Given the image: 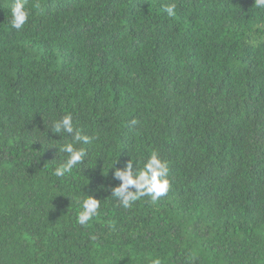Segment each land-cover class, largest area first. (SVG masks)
Listing matches in <instances>:
<instances>
[{
	"label": "trees",
	"instance_id": "obj_1",
	"mask_svg": "<svg viewBox=\"0 0 264 264\" xmlns=\"http://www.w3.org/2000/svg\"><path fill=\"white\" fill-rule=\"evenodd\" d=\"M14 2L0 0V264H264V8L24 0L16 29ZM65 115L92 139L57 133ZM69 143L86 155L56 176ZM153 151L168 191L123 207L116 169ZM88 196L100 207L79 224Z\"/></svg>",
	"mask_w": 264,
	"mask_h": 264
},
{
	"label": "clouds",
	"instance_id": "obj_2",
	"mask_svg": "<svg viewBox=\"0 0 264 264\" xmlns=\"http://www.w3.org/2000/svg\"><path fill=\"white\" fill-rule=\"evenodd\" d=\"M255 7L264 8V0H255ZM175 4L163 5L164 11L169 16L175 15ZM11 25L13 28L20 29L28 19V11L25 8L24 0H15L11 7ZM57 133L64 131L67 133L75 132L77 142L83 140L87 143L92 138L82 135L79 130L74 129L71 115H65L61 120L55 122ZM63 152L68 154L64 164L54 170L56 176H63L70 172L75 165L80 163L86 155L83 148H76L74 144L69 143L62 147ZM169 167L167 161L160 158L159 153L153 151L147 158L143 168L136 174L132 172V164L129 162L126 169H116L115 176L121 181L120 185L113 189V196L117 197L123 207L129 208L132 203L138 199L148 196L151 202L155 203L169 189V180L167 179ZM135 189L130 190V189ZM100 207V201L95 197L88 196L82 202V210L78 214V223L86 224L93 216L97 214ZM153 264H159V260L153 261Z\"/></svg>",
	"mask_w": 264,
	"mask_h": 264
}]
</instances>
